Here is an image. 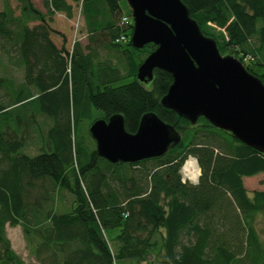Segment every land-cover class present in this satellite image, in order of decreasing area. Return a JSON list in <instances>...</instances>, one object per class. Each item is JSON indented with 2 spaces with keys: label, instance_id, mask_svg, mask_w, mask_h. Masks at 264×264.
Here are the masks:
<instances>
[{
  "label": "trees",
  "instance_id": "trees-1",
  "mask_svg": "<svg viewBox=\"0 0 264 264\" xmlns=\"http://www.w3.org/2000/svg\"><path fill=\"white\" fill-rule=\"evenodd\" d=\"M16 1L18 15L7 0L0 11V50L15 52L23 69L15 89L0 79V89L12 92L8 103L0 100V264H25L6 225L20 227L34 264H264L255 227L264 190L249 195L243 185V178L264 173V153L203 117L191 123L164 107L169 73L154 69L150 89L137 80L156 46L132 47L123 0H41L42 10L32 0ZM180 1L222 56L238 59L264 85V72L249 68H264V0ZM75 9L85 44L70 49L53 24L56 14L70 20ZM95 110L102 115L94 117ZM34 112L49 127L29 156L26 120ZM148 113L180 135L158 158L112 164L72 135L82 120L89 129L114 115L133 134ZM188 157L201 171L196 185L181 182ZM58 192L71 196L69 210H56Z\"/></svg>",
  "mask_w": 264,
  "mask_h": 264
},
{
  "label": "water",
  "instance_id": "water-1",
  "mask_svg": "<svg viewBox=\"0 0 264 264\" xmlns=\"http://www.w3.org/2000/svg\"><path fill=\"white\" fill-rule=\"evenodd\" d=\"M133 25L131 45L156 49L140 64L136 78L147 83L153 70L173 82L161 104L195 123L203 117L244 145L264 153V85L238 59L222 56L215 41L200 31L180 0H125ZM97 155L109 163H136L163 156L180 140L154 113L138 129L125 131L123 118L97 119L88 129Z\"/></svg>",
  "mask_w": 264,
  "mask_h": 264
},
{
  "label": "rangeland",
  "instance_id": "rangeland-1",
  "mask_svg": "<svg viewBox=\"0 0 264 264\" xmlns=\"http://www.w3.org/2000/svg\"><path fill=\"white\" fill-rule=\"evenodd\" d=\"M35 4L36 8L42 10V2L41 0H32ZM10 7L15 10V15H18V2L16 0H7ZM121 6L124 11V15L127 17L130 12L129 6L126 1L123 0L121 2ZM3 9V0H0V11ZM55 23L53 26L55 28H59L64 31L67 35L68 43L70 49L72 48L75 42L85 44V31L83 27L82 18L80 15V9H75L72 19L67 20L65 16L59 14L54 16ZM54 42L59 43L57 38L54 37ZM17 55L15 52L5 53L0 50V79H7L12 82V87L15 89L18 85H20L23 81V69L17 63ZM251 70L255 73L260 74L264 72L263 67L259 66H250ZM126 82V80L120 81V84ZM19 87V86H18ZM145 87L150 89V84L146 83ZM33 93L35 91L32 89ZM12 92L6 93L4 89H0V100L2 103L6 104L11 99ZM33 111V110H32ZM32 111H29V115H32ZM94 117L98 118V116L102 115V112L95 110L93 113ZM29 124H27V129L25 130V134L27 136L26 145L23 152L29 156H34L41 149V144L43 143L42 136L40 134H45L47 127H49V122L41 115H37L34 112V116L30 117L26 120ZM88 124L89 120H82L76 127L75 132L72 131V135L76 137L78 142H83L86 147L92 148L95 146L93 139L89 136L88 133ZM195 159L194 157H190ZM189 159V158H188ZM187 159V160H188ZM196 165L198 166L197 160ZM199 173L201 171L199 169ZM243 185L247 190L248 194L251 195L254 191L264 190V173L258 174L253 177H245L243 178ZM35 195L40 197V191L38 190ZM55 198V208L59 212L67 211L70 209L72 204L71 196L66 192H58L54 195ZM256 230L264 242V215H259L257 217ZM6 236L10 242L12 250L24 261L25 264H34V259L26 247L24 242L22 232L20 227H10L6 225L5 227ZM111 234H116V230L111 231ZM114 247V245H113Z\"/></svg>",
  "mask_w": 264,
  "mask_h": 264
},
{
  "label": "built area",
  "instance_id": "built-area-1",
  "mask_svg": "<svg viewBox=\"0 0 264 264\" xmlns=\"http://www.w3.org/2000/svg\"><path fill=\"white\" fill-rule=\"evenodd\" d=\"M126 21H127V19H126V17H124L122 19V22H126ZM120 40L125 41V36H121ZM193 173H194V170L191 167L189 169H185V166H184L181 170V182L184 184L185 183L194 184L197 180L199 173L197 176H194Z\"/></svg>",
  "mask_w": 264,
  "mask_h": 264
},
{
  "label": "bare ground",
  "instance_id": "bare-ground-1",
  "mask_svg": "<svg viewBox=\"0 0 264 264\" xmlns=\"http://www.w3.org/2000/svg\"><path fill=\"white\" fill-rule=\"evenodd\" d=\"M190 167L194 170L193 175H194V176H197L198 173H199V169H198V167H197V165H196V163H195V161H194L193 159L189 160V161L186 163V165H185V169H189Z\"/></svg>",
  "mask_w": 264,
  "mask_h": 264
},
{
  "label": "crops",
  "instance_id": "crops-1",
  "mask_svg": "<svg viewBox=\"0 0 264 264\" xmlns=\"http://www.w3.org/2000/svg\"><path fill=\"white\" fill-rule=\"evenodd\" d=\"M56 15H59V14H56Z\"/></svg>",
  "mask_w": 264,
  "mask_h": 264
}]
</instances>
